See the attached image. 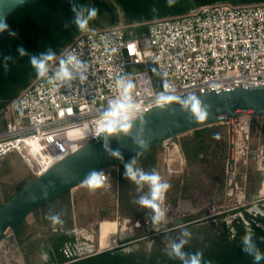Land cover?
<instances>
[{"label": "built area", "instance_id": "2783aa9c", "mask_svg": "<svg viewBox=\"0 0 264 264\" xmlns=\"http://www.w3.org/2000/svg\"><path fill=\"white\" fill-rule=\"evenodd\" d=\"M147 26L142 38L130 36L122 23L103 30L87 28L78 35L50 64L48 78L71 53L87 64V80L57 88L48 78L34 79L0 115V159L17 154L35 177L98 139L93 131L108 102L118 97L120 78L133 83L131 94L139 109L134 118L161 106L160 94L170 96L171 102L264 85V3L203 5ZM230 137L231 181L240 162L246 165L245 179L251 160H258V169L264 171V145L252 147L249 112L239 113ZM165 154L169 159L168 146ZM103 175L107 184L109 170ZM110 243L122 245L117 236ZM14 244L12 236L0 242V264H12Z\"/></svg>", "mask_w": 264, "mask_h": 264}, {"label": "trees", "instance_id": "16d2710c", "mask_svg": "<svg viewBox=\"0 0 264 264\" xmlns=\"http://www.w3.org/2000/svg\"><path fill=\"white\" fill-rule=\"evenodd\" d=\"M215 3L241 6L262 4L264 0H175L171 7L168 6L167 0H38L18 9L6 22L14 35H9L8 31L0 35V113L38 77L30 63V55H38L51 49L55 53L51 64L84 31L78 30L72 22L73 5L77 8L83 6L85 10H96L95 17L88 21L86 28L103 30L122 23L128 27L130 36L142 38L146 36L148 22L152 20L184 15L200 6ZM20 47L25 49L28 55L21 56L18 52ZM1 123L4 124V121ZM256 123L255 120L251 124L253 135H257ZM177 139L184 165L182 176L174 182L173 187L171 182L169 184L168 194H171L168 195V200L176 203L193 197L202 202L200 197H206V193L213 191L214 183L223 184L227 159L225 132L213 124ZM160 153L158 145H155L109 169L108 183L103 184L101 188L109 190L112 186L113 202L106 200L105 205H110L109 208L115 215L134 216L137 219L152 217L151 209L135 203L140 195L148 192V187L144 186L138 190L135 183L123 176V172L124 164L134 159L135 167L145 172L157 173ZM2 164L7 165L6 158ZM249 176L250 192L253 193L257 185L255 180L259 175L249 172L248 180ZM32 179L33 175L21 182L17 189H0V207ZM196 192L199 197H196ZM73 205L72 190H69L32 212L40 225L57 229L51 238L53 258L47 264H180L179 260L166 254L163 240L155 242L151 252L141 248L126 253L119 247L78 259V256L69 252V248H74L77 243V236L70 232L74 228ZM253 205L263 212H249L246 208L236 209L230 213L235 216L230 223L226 220L212 221L213 217L201 220L188 216L185 220L170 225L165 231L174 228V231L183 232L186 229L191 237L183 250L189 253L199 251L202 264L205 260L207 264H253L252 257L242 252L240 245L241 238L250 232L256 246L264 252V206L259 202ZM54 215L58 217L56 222L51 220ZM225 215L220 214L219 219ZM25 219L12 229L13 240L18 244L24 243L30 237ZM196 225L198 227H195ZM160 232L161 230H157L155 233ZM140 238L125 240L122 246ZM261 264H264V261Z\"/></svg>", "mask_w": 264, "mask_h": 264}, {"label": "water", "instance_id": "95a60500", "mask_svg": "<svg viewBox=\"0 0 264 264\" xmlns=\"http://www.w3.org/2000/svg\"><path fill=\"white\" fill-rule=\"evenodd\" d=\"M36 1L0 0V19L7 22L15 11ZM244 111L253 117L264 116V85L241 86L174 100L134 118L127 135L121 133L110 137L108 141L98 138L84 144L41 175L35 176L0 207V242L10 237L12 229L34 210L84 183L90 172L107 171L161 143L169 145V157L173 154L170 152L180 154L179 146L171 142L172 139L222 121L229 123L231 136L233 121ZM134 140H143L145 143H134ZM111 151H118L120 157L110 155ZM231 151L232 145L230 161ZM90 251L84 250L78 259L96 254Z\"/></svg>", "mask_w": 264, "mask_h": 264}, {"label": "rangeland", "instance_id": "374dc122", "mask_svg": "<svg viewBox=\"0 0 264 264\" xmlns=\"http://www.w3.org/2000/svg\"><path fill=\"white\" fill-rule=\"evenodd\" d=\"M255 120L257 122L256 129H258V131L257 135L253 136L252 147L254 150H257L260 145H264V116H251V124L252 121ZM216 125L222 128L225 132V150L227 159L225 162V177L222 181L223 184L219 182L214 183V190L206 193V197L204 195L200 197L203 200L202 202L198 200L199 198L194 199L193 197H188L189 199L173 203L168 200V195L171 194H168V189L165 193L164 200L161 203V208L165 212V219L155 226L156 229L161 230V234L155 233L157 230H154L152 217L149 219H137L134 218V216L118 217L115 215L116 213L109 208L110 205H105L106 200L113 202L112 186H110L109 190H104L99 187L95 191H90L85 183H82L73 189V191L77 190V193L76 191L73 193L74 207L79 210V213H77V216H79L77 221L79 220V225L81 227H83V225L86 227V230H83L84 232L82 230L77 231V234L80 235H78V238L82 240V242L90 244V246L87 247L88 249H91L90 253L103 252L106 250L117 249L119 247L122 252L126 253L141 248L147 252H151L153 244L160 240L165 241L164 249H168L171 243L181 236L182 231H174V228L165 231L166 228L174 223L185 220L188 216L200 218L201 220L213 217L212 221L219 222L220 220H226L227 223H230L231 219L235 217L230 214L233 210L246 208L249 212H263L253 204L259 202L264 206V171L258 169V160L254 159L248 163L247 174L250 172L251 174L259 175L255 180L257 183L255 187L257 192H250V176L248 180V178L245 179L242 174L243 172H246L244 171L246 165L243 162L237 164L236 180L235 182L231 181L230 174L233 170L229 163L230 135L228 131L230 125L226 121L219 122L215 124V126ZM177 138L172 139L171 142H174L179 146ZM164 144L165 143L158 144L161 153L159 155L157 174L161 177L163 182H167L168 184L171 182L173 187L174 182L182 176L184 160L179 146L180 154L178 155L180 156L181 161H179V159L177 161L181 164L178 169H171L167 162L168 159L165 154L166 144ZM5 158L7 159V165L2 164ZM262 161L264 163V160ZM30 177H32L31 170L17 154L12 153L0 159L1 191L6 187L17 189L21 186V182ZM195 195L196 197H199V193L196 192ZM223 213L226 214L225 217L219 219L220 214ZM34 218L35 213H31L26 217V225H28L31 220L33 221ZM195 227H198V225ZM49 228H51V231H54L52 229H55L53 226ZM10 234V236H12V231ZM115 236H117L119 244L132 238H141L127 245L114 247V244H111L110 242ZM14 243L15 250L13 253L12 264H22L23 257L25 260L23 246L16 242ZM80 255L81 254L74 256L80 258Z\"/></svg>", "mask_w": 264, "mask_h": 264}, {"label": "clouds", "instance_id": "9594fccd", "mask_svg": "<svg viewBox=\"0 0 264 264\" xmlns=\"http://www.w3.org/2000/svg\"><path fill=\"white\" fill-rule=\"evenodd\" d=\"M174 3L175 0H167L169 7ZM72 11L74 13L72 22L80 31L85 30L88 21L96 15L95 9L89 8L85 10L83 6L77 8L73 5ZM65 26L67 27V25ZM5 31H8L9 35H14V33L9 30L6 21L0 19V33ZM18 52L21 56L28 55L22 47L18 48ZM54 57L55 53L51 49L38 55H30V63L35 69L38 77L48 78L50 62ZM87 72V64L78 59L75 55L69 53L65 58L59 61V67L55 70L54 75L48 78V82L52 84L53 87L57 88L60 86L71 87V82L74 80L78 79L81 83L86 81ZM116 86L119 92L118 97L108 102V106L100 113L98 126L93 131L94 137L103 138L104 141H108L110 137L121 133L127 135L130 128L133 126L134 113L139 110L131 94L133 83L130 80L120 78L116 81ZM170 99V96L164 94L158 96L161 107ZM134 143L144 144L145 142L143 140H134ZM110 155L120 157L118 151H111ZM135 165L136 161L134 159L124 164L123 176L135 183L138 186V190L142 189L144 186L148 187L149 191L146 194L140 195L135 200V203L140 207L152 210L154 230H158L155 226L165 219V212L161 208V203L170 185L167 182H163L155 171L150 173L145 172L135 167ZM104 179L103 171H92L86 176L84 183L90 191H95L103 185ZM51 220L56 222L58 217L54 215L51 217ZM190 237L191 234L185 229L181 233V236L174 240L170 247L166 249V254L170 258L179 260L180 264H202L201 253L199 251L189 253L183 250ZM240 245L241 251L252 257L253 264H261V262L264 261V252H261L256 246L250 232H247L241 238ZM203 264H207V261H203Z\"/></svg>", "mask_w": 264, "mask_h": 264}, {"label": "crops", "instance_id": "0c3cea01", "mask_svg": "<svg viewBox=\"0 0 264 264\" xmlns=\"http://www.w3.org/2000/svg\"><path fill=\"white\" fill-rule=\"evenodd\" d=\"M170 153H173V152H170ZM178 159L179 161H181L180 158ZM170 162H171L170 165L174 164L173 159ZM247 178H248V174H247ZM75 191L77 193V190L73 191L72 189V197L74 196L73 193ZM77 213H79V210L73 207L74 228L70 232H73L78 238L80 235L77 234V231L86 230L85 229L86 227L84 225L83 227L79 225V220L77 221V218L79 216H77ZM38 223L39 222L37 220V217L35 216L34 220L33 221L31 220V222L28 223V226H29L28 233H30L29 239L26 240L24 243L19 244L23 246L24 255H25V260L23 257L22 264H47L53 258L51 238L53 237V235L56 234L57 230L51 231V228L40 225V223L39 224ZM78 240L81 241L80 244H85V247L90 246V244L82 242V240H80L79 238Z\"/></svg>", "mask_w": 264, "mask_h": 264}, {"label": "flooded vegetation", "instance_id": "af4514ba", "mask_svg": "<svg viewBox=\"0 0 264 264\" xmlns=\"http://www.w3.org/2000/svg\"><path fill=\"white\" fill-rule=\"evenodd\" d=\"M2 114V112L0 113V115ZM81 241L78 240L77 238V243L75 245L74 248H69V252L72 254V255H78L80 253H82L84 250H87L88 248L85 247V244H80Z\"/></svg>", "mask_w": 264, "mask_h": 264}, {"label": "bare ground", "instance_id": "6f19581e", "mask_svg": "<svg viewBox=\"0 0 264 264\" xmlns=\"http://www.w3.org/2000/svg\"><path fill=\"white\" fill-rule=\"evenodd\" d=\"M169 146V145H168ZM169 148V147H168ZM172 154V153H171ZM180 158V156L178 155V153L176 154V151L173 152L172 156H170V158L167 160L169 166L171 169H178L180 164L177 159ZM172 159L174 160V164L173 165H170V161H172Z\"/></svg>", "mask_w": 264, "mask_h": 264}]
</instances>
